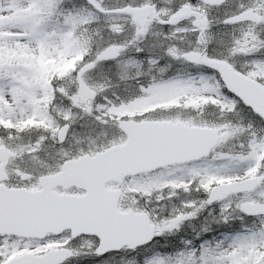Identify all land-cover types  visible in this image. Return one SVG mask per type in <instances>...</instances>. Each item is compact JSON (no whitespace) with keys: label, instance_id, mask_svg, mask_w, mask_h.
I'll return each instance as SVG.
<instances>
[{"label":"snow or ice","instance_id":"snow-or-ice-1","mask_svg":"<svg viewBox=\"0 0 264 264\" xmlns=\"http://www.w3.org/2000/svg\"><path fill=\"white\" fill-rule=\"evenodd\" d=\"M0 264H264V0H0Z\"/></svg>","mask_w":264,"mask_h":264}]
</instances>
